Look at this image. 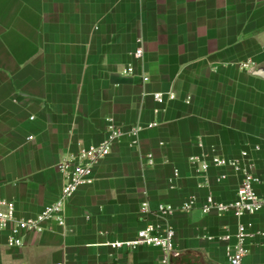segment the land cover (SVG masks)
<instances>
[{"label": "crops", "instance_id": "crops-1", "mask_svg": "<svg viewBox=\"0 0 264 264\" xmlns=\"http://www.w3.org/2000/svg\"><path fill=\"white\" fill-rule=\"evenodd\" d=\"M112 124L127 133L66 203V225L21 247L0 231V264H165L159 248L110 245L148 222L176 231L167 264H228L218 237L240 223L254 234L246 263L264 264V211L201 209L235 199L241 174L191 161L246 150L264 179V0H0V198L37 215L62 191L57 164Z\"/></svg>", "mask_w": 264, "mask_h": 264}, {"label": "built area", "instance_id": "built-area-1", "mask_svg": "<svg viewBox=\"0 0 264 264\" xmlns=\"http://www.w3.org/2000/svg\"><path fill=\"white\" fill-rule=\"evenodd\" d=\"M134 52V56L140 59L144 55L142 42ZM247 66V64H246ZM149 78L144 77V81ZM174 97V94H170ZM155 100L162 103L165 93L157 92L154 94ZM157 123H149L148 128L156 126ZM142 126H135L130 134L137 135L142 130ZM127 132L122 128L112 124L106 131L103 140L98 144H92L82 148L75 154L64 157L57 168L62 174L65 183L60 196L51 204L46 205L37 215L20 217L17 214L15 202L0 198V231L6 233V243L10 247H21L25 244V238L32 233H41L50 228L51 223L59 226L66 225L64 209L66 203L74 196L79 188L85 184L92 183V172L94 166L106 158L112 149V145L121 139ZM137 140L133 141L136 144ZM199 146H203L200 141ZM256 149H259L257 146ZM249 158L248 151H242L240 157L227 158L223 156H213L207 159V155L191 158L192 162H201L198 172H207L212 167H232L241 174L240 185L237 188L236 198L230 201L216 199L212 194L208 195L201 209L204 213H216L218 216L233 214L242 217L247 214H255L264 211V195L258 192L257 187L264 183L262 176L256 173L255 164L252 161L244 162ZM149 164L153 163V156L149 155ZM180 175L175 171L174 176L169 179L170 186L174 187L175 179ZM196 206L195 201L190 200L184 205L185 210H191ZM148 203L143 204L142 211H147ZM174 207L167 204H160L159 214L170 215L174 212ZM264 234V233H262ZM254 234L250 232L249 226L240 223L235 233H227L218 237L225 242L226 257L228 264H247L245 259L248 254V240ZM176 231L171 226H163L156 222H148L141 228L135 237L115 241L110 245L115 249L136 250L141 246H152L163 250L166 255L163 263L169 262V254L175 251ZM212 239V238H211Z\"/></svg>", "mask_w": 264, "mask_h": 264}]
</instances>
